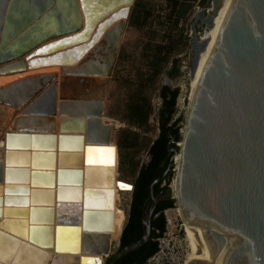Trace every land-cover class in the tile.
I'll return each instance as SVG.
<instances>
[{"label":"water","instance_id":"obj_1","mask_svg":"<svg viewBox=\"0 0 264 264\" xmlns=\"http://www.w3.org/2000/svg\"><path fill=\"white\" fill-rule=\"evenodd\" d=\"M219 2L213 0L211 10L203 9L191 20V83L208 43L200 39L201 33L212 26ZM133 3L134 0H0V84L29 74L0 86V104L11 103L17 112L22 110L11 130L23 131L8 132L6 140L24 141L23 149L10 151L20 152L23 164L33 167L3 168L0 161V182L8 180L10 171H17L26 185L23 192L29 193V198L8 195L7 200L6 194L3 199L6 204L30 202L29 220L36 223L30 226L29 237L38 241L45 233L56 251L73 247L101 254L104 261L110 255L111 236L81 231L80 223L83 229L88 228L102 211L83 208L77 215L79 222L77 217L68 219L56 214L54 204L74 187L78 201L85 207L88 191L97 194L95 185H102L87 174L88 149L109 147L107 144L112 142L114 123L104 119L105 102ZM113 22L116 23L89 51ZM58 71L65 74L59 95ZM58 99L61 122L57 134L52 115L58 111ZM65 141L75 146L63 147ZM179 145V150L174 149L175 155L179 154L178 164L172 168L170 162L153 184L165 180L177 168L178 190L173 198L184 214L196 252V260L187 264H264V0H234L193 93ZM62 150L77 152L76 161L70 162ZM12 179L16 178L10 176ZM117 184L127 190L134 188L132 183L121 180ZM20 213L27 214L25 209ZM149 215L146 239L151 232L153 210ZM16 220L4 217L0 225L8 229L7 223ZM26 227H22L24 237ZM1 232V241L11 240L15 247L20 244ZM139 244L135 242L126 249ZM39 253L42 260L47 255L41 250ZM12 254L0 253V264H26ZM86 257L81 256L80 264Z\"/></svg>","mask_w":264,"mask_h":264},{"label":"rangeland","instance_id":"obj_2","mask_svg":"<svg viewBox=\"0 0 264 264\" xmlns=\"http://www.w3.org/2000/svg\"><path fill=\"white\" fill-rule=\"evenodd\" d=\"M212 2L213 0H137L132 7V13L127 18L109 78L104 110L105 121L114 123L112 142L115 147L113 153L115 163L110 170L117 173L120 180L133 184L140 166L149 159L148 148L159 134L157 111L162 100L158 90L151 91L153 113L148 123L142 127L131 126L122 118L129 89L128 80H138L141 74L147 73L152 47L168 42L174 48L171 59H177L180 71L178 74H171L169 71L171 64H169L161 76L160 83L178 87L182 94L188 92L191 84L188 72L190 71L191 46L194 35L191 20L197 12L203 9L211 10ZM146 13H148L147 17H145ZM7 106L0 105V138H3L4 134L10 130V122L15 116V112ZM117 122H120L118 126ZM134 134L137 136L134 138L135 141L137 139L134 147L118 146L119 140L127 145ZM175 156L176 166L179 158L177 160L178 156ZM172 172L169 181L166 183L164 181L162 185L167 184L172 197H174L176 191L173 180L177 176L175 169ZM109 193L111 198L109 213L112 216L110 221L111 240L112 244H115V239L128 220L132 190L110 189ZM177 206L176 204L175 207ZM188 254L189 251L185 259Z\"/></svg>","mask_w":264,"mask_h":264},{"label":"bare ground","instance_id":"obj_3","mask_svg":"<svg viewBox=\"0 0 264 264\" xmlns=\"http://www.w3.org/2000/svg\"><path fill=\"white\" fill-rule=\"evenodd\" d=\"M233 3H234V0H220L218 7H217V14L213 19L212 26L210 28L206 29V31L200 37L201 40L207 39L208 43H207L205 49L200 54L199 66H198V69L196 71V75H195L193 82H192L193 93L195 92V89L199 83L201 75H202L211 55H212V52L214 51V48H215V46L218 42V39L220 37V33L222 30L223 24H224L229 12H230V9L232 8ZM115 23L113 22V24H111L105 30V32L103 34H101V36L98 39V41L96 42V44L91 49H89V51H91L103 39V37L106 34V31L109 28H111ZM26 70H28V67L26 68ZM58 72L59 73H57L56 81L58 83V95H59L60 94V83H61L62 79L65 77V74L61 71H58ZM1 74L5 75V73H1ZM32 74H36V73H32ZM28 75L29 74H21L18 77H14V78L8 80L7 82L0 84V86L11 83L14 80H17L19 78H23V77L28 76ZM67 83L68 82H66L65 87H67V89H69L70 87ZM34 99H35V97H33L30 100V102L33 101ZM4 105H8V106L15 108L14 106H12L11 103L10 104L5 103ZM58 105H59V99H58ZM16 111H17V109H16ZM18 113L21 114L22 110ZM52 118L54 119V122L56 123V126H57L55 133L58 134V133H60L59 126H60V122H61V114L59 113V108H58L57 113L55 115H52ZM119 124H120V122H117V126ZM12 131L21 132L23 130H11L10 129L9 131H7L4 134L3 138H0V161L3 163V168H5L7 165V166H10L11 168H13V167H29L30 169H32L33 167H31L30 164H27V165L23 164V163H25V162H22L24 159L23 158L24 156L22 154H20V152H16V153L13 152L12 153V151H10L11 149H23L22 147H23V144L25 143L24 141H22V143L13 142V140L12 141L10 140V143L7 142L6 134L8 132H12ZM33 131L34 132H43L40 130H33ZM46 132L49 133L50 130L46 131ZM65 133H77V134L85 135V132H65ZM68 144L75 146L74 142L70 143L68 141H65V142H63V147L68 146ZM107 145L109 147H102V148L97 147L96 149H91V148L88 149L89 152H88L87 174L89 175V177H92L93 179H97L98 180L97 182L102 184L99 186L95 185V187H98L97 189H95L98 191V193L97 194H95V193L89 194L90 191H88L87 196H85L86 206L83 207V204L78 201L77 192L75 189H73L74 188L73 187L70 191H66L64 193L63 199L56 200V202L54 204V209H55L56 214L63 215L68 219H75L77 217V220H79L78 219L79 216H77V215L80 214V211L83 208L87 209V210H91V209L98 210L99 209L100 212L102 211V213H99L101 215L96 216L101 221V223H102L101 225L94 226L91 223V225L88 228L83 229L82 223H80L81 224V231L83 233L85 231H90V232L92 231V232H97V233H102V234H108L109 236H111V226H110V222H109V218H108V199H107V196H109V190L110 189L111 190H114V189L127 190L126 188H123L122 185L119 186L117 184V180H120V178L119 177L117 178V176H118L117 173H113L110 170L115 163V157L113 155L114 148H115L114 142H110ZM7 151H9V160L8 161H6V152ZM70 151H65V150L63 151L62 150L61 153L62 154L63 153L68 154L67 159L70 162L71 161L75 162L76 161L75 157H76L77 152H72L74 150H70ZM176 156H178L177 157V160H178L179 154L177 153ZM177 164H178V162H177ZM72 167H75V166H72ZM176 171H177V168H176ZM18 174L19 173L17 171H15V172L10 171L8 180L7 181L3 180L0 182V185L3 188V191L0 192V203H2V204H0V208H1L0 221H2L4 219V217L14 218V219L17 218L18 219L16 221H12V222L7 223V225L10 226L8 229L3 228L0 225V232L2 231V232H5V234L6 233L10 234V236L19 240L20 244H18L15 247L14 243L11 242V240H9V241L7 240V242H5V240L2 239L3 241L0 240V251H1L0 253H2L4 255H8V254H11L13 252L12 255H14V256L16 255V258L18 260L20 259L22 262H25L26 264H38L39 261H42V264H80V258L82 255L87 256L84 259V264H102L103 255H101V254L83 252V250L81 251V249H80V251L71 249L73 247H68V248H64L63 250L56 251L54 248V245L51 246V243H50L51 239L49 237H46L45 233L41 234L42 238H39L38 241H36L34 239V237H32V239L29 237L30 226L33 223H36V222H31L29 220V218H30V207L32 204L30 202L28 204H23V202H21V201H19L17 204H14L11 201H8L6 204L4 202V199H3L4 197H6V194H7V200L9 198L8 195H17L18 198H22L23 196L28 195V198H29V193L23 192L24 186H26V185H23V183H25V182H23V179H22L23 177L21 178V176ZM10 176L12 178H16V179H12L13 181H11ZM115 176H116V180H115V182H113V180L115 179ZM19 179H22V180H19ZM123 182H125V181H123ZM173 182H174V189L176 191V192H174V190H173L174 195H175L177 193V190H178V178L176 177L173 180ZM173 182H172V188H173ZM126 183H128V182H126ZM10 186H14L15 188H13L11 190L9 188ZM29 188H30V186H29ZM20 191H22V193ZM97 191H95V192H97ZM1 197H2V199H1ZM22 209H25L27 214L20 213ZM178 211L180 212V216L184 221L185 231H186V235L188 238L189 254H188L187 258L182 263V264H187V262H189L190 260H196V252H195V247H194L192 238L190 236L188 227H187L186 222H185L184 214L180 208L178 209ZM100 221H98V222H100ZM24 222L27 223V227H26ZM79 222H80V220H79ZM43 224H47V223H43ZM55 224H57V221L54 222V225ZM74 224H76V223H74ZM77 224H79V223H77ZM22 227L23 228L26 227V229H27L26 230L27 231L26 237L22 236V235H24V232L22 231V229H23ZM37 230H38V227H36V230H34L33 233H36ZM13 231H19V232L16 233ZM119 235L117 236V239H118ZM0 238H2V236H0ZM21 243H22V245H21ZM40 250L47 253L46 257H44L43 260H42V255H40V253H39ZM92 257H98L99 259L96 260V258L93 259ZM1 262H2L1 264H4V261H1Z\"/></svg>","mask_w":264,"mask_h":264},{"label":"trees","instance_id":"obj_4","mask_svg":"<svg viewBox=\"0 0 264 264\" xmlns=\"http://www.w3.org/2000/svg\"><path fill=\"white\" fill-rule=\"evenodd\" d=\"M147 14L145 17H147ZM173 50V46L168 42L154 45L151 49L149 71L143 75L141 74L138 80H128L129 89L124 103L122 118L131 126L142 127L148 123L153 113L151 91L158 90L162 100L157 111L159 134L149 146V159L140 166L133 183L130 216L123 228L121 236L122 246L141 240L144 235L146 228L144 223L146 203L149 201V203L153 204L152 188L156 198H163L153 212L151 219L152 228L163 231L166 224L164 210L176 205V199L172 197L168 185H162L164 181L165 183L169 181L170 176L173 174L172 171L169 172L168 178L153 184L156 179L162 177L170 162H172L171 167H175L174 149H180L179 142L182 140V128L185 123V113L177 118L174 117L179 88L160 83L161 76L167 70L169 64H171V70H169L171 74L179 73L177 59H171ZM134 135L127 145L119 140L118 146L134 147L137 142V139L136 141L134 139L137 136ZM155 237L156 233L152 230L151 238L153 242L150 251L140 262L141 264L145 263L148 257L156 251L157 242L154 240Z\"/></svg>","mask_w":264,"mask_h":264},{"label":"built area","instance_id":"obj_5","mask_svg":"<svg viewBox=\"0 0 264 264\" xmlns=\"http://www.w3.org/2000/svg\"><path fill=\"white\" fill-rule=\"evenodd\" d=\"M188 76L191 77L190 71L188 72ZM192 97L193 90L191 83L188 92L182 94V92L179 91L175 106V118L183 113L186 115ZM175 206L164 210L166 221L165 229L160 231L159 229L154 228L156 233L154 240L157 242V249L148 257L144 264H182L185 260L189 250L188 238L185 231L184 221L178 211L179 208L178 206ZM114 243L115 244H113L112 247L115 249L118 248L119 238L115 239Z\"/></svg>","mask_w":264,"mask_h":264},{"label":"flooded vegetation","instance_id":"obj_6","mask_svg":"<svg viewBox=\"0 0 264 264\" xmlns=\"http://www.w3.org/2000/svg\"><path fill=\"white\" fill-rule=\"evenodd\" d=\"M136 1L137 0H134V3L130 8V13H129L128 18L130 17V14L132 13V7L136 4ZM179 71H180V69H179ZM151 196L153 199V202H152L153 204L149 203V201H147V203H146L147 206H146L145 219H144V223L146 225L145 226L146 228L144 231V235L142 236L141 240H138L139 242H141V244L135 245L131 249H126V248L129 245H131L135 242H138V241H135L131 244L122 246V242H121V236H122V232H123L122 231L123 228H122V230L120 231V235L118 237L119 238V247L115 249L112 247L113 244H111L110 255L105 259V261L103 260L102 264H104V263L105 264H127V263L141 264L140 262L142 261L143 257L150 251V248H151V245L153 242V239L151 238V233H152V230H154V228L151 227V232H150L149 238L148 239L145 238V236L147 235L146 221L150 217V215H149L150 211L153 210V212H154V210L158 206L159 202L161 200H163V198H156L153 194ZM130 208H131V204L129 207L128 219L130 216ZM151 219H152V217H151ZM112 243H113V241H112Z\"/></svg>","mask_w":264,"mask_h":264},{"label":"crops","instance_id":"obj_7","mask_svg":"<svg viewBox=\"0 0 264 264\" xmlns=\"http://www.w3.org/2000/svg\"><path fill=\"white\" fill-rule=\"evenodd\" d=\"M51 42H52V41H51ZM46 44H47V43H46ZM44 45H45V44H43V45H41V46H44ZM57 73H59V72H57ZM58 76H59V75H58ZM0 105L7 106V105H4V104H0ZM7 107L11 108V109L15 112V116L13 117L12 121L10 122L11 125H12L14 118H15L17 115H19V113L16 111L15 108H13V107H11V106H7ZM58 108H59V105H58ZM10 129H11V126H10ZM109 208H110V193H109V196H108V218H110V217H109V216H110ZM109 220H110V219H109ZM98 221H100V220H99L98 217H96V221H94V222L92 223V225H94V226H99V225H101V224H102L101 221H100V222H98ZM109 222H110V221H109Z\"/></svg>","mask_w":264,"mask_h":264},{"label":"snow or ice","instance_id":"obj_8","mask_svg":"<svg viewBox=\"0 0 264 264\" xmlns=\"http://www.w3.org/2000/svg\"><path fill=\"white\" fill-rule=\"evenodd\" d=\"M41 51H43V49Z\"/></svg>","mask_w":264,"mask_h":264}]
</instances>
